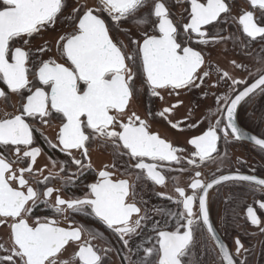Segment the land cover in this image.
Segmentation results:
<instances>
[{
  "label": "snow or ice",
  "instance_id": "6c2138e0",
  "mask_svg": "<svg viewBox=\"0 0 264 264\" xmlns=\"http://www.w3.org/2000/svg\"><path fill=\"white\" fill-rule=\"evenodd\" d=\"M245 2L249 10L241 9L238 20L234 17L233 20L244 36L264 45V0ZM177 3L189 6L184 9L188 22L182 25L174 23L164 0H96L92 7L76 0L70 12L68 0H0V82L6 85V90L0 89V100L10 103V94L19 97L17 114L5 113V118L0 119V148H7L16 157L10 160L0 153V225L10 228L12 243L10 249L0 245V251L9 253L0 256V264H105L111 247L98 249L92 243L102 238L101 233L82 225L61 227L56 218L33 217L40 204L50 208L55 217L67 219L66 213L94 216L127 249L124 264H199L193 249L195 233L201 226L219 250L221 264H245L236 261L220 241L210 220L208 195L209 190L228 182L245 183L255 191H264V179L254 175L221 174L202 181L199 179L202 173L196 171V178L189 185L191 195H186L185 189L179 186L175 187L176 199L161 193L164 198L182 205L183 211L168 213L177 221L174 231L160 229L158 221L153 225L156 243L143 247L142 254L139 245L133 251L131 241L140 235L144 222L149 219L147 210L141 215V208L135 202H128L129 196L134 200L137 195L135 185L127 179L113 180V173L107 170L109 165L99 171L95 183L87 185L88 192L83 197L64 199L59 189L48 186L52 179L59 178V173L66 172L64 165L60 166L59 173L36 180V187L25 178V173L34 177L44 171L34 169L41 149L33 146L32 124L39 121L47 125L57 119L61 124L57 143H50V147H59L71 157V164L80 175L85 168L92 167L89 148L99 140L104 147H111L115 161L128 157L130 166L139 170L137 182L146 179L154 185H165V176L159 169L182 164L183 157L178 153L186 150L151 132L145 119L135 112L128 113L127 109L143 86L151 96L161 100L159 90L179 96L182 90L203 86L211 72L210 69L201 71L205 57L190 45L208 46L234 39L219 32L210 35L211 30H206V26L215 27L231 15L232 4L228 0H177ZM62 21L71 31L59 35L54 45L45 41L39 48H32L35 38L54 31ZM144 25H151L152 32L142 30ZM133 28L140 32L139 38H132ZM113 32H123L134 48L129 50L120 40L114 42ZM53 48L58 59L51 56L43 59ZM258 62H264V56ZM232 64L254 75L244 65L235 61ZM220 78L225 83L231 80L233 95L217 97V105H224L218 107L222 119H217L202 135L188 140L192 151L187 165L195 168L216 160L213 154H218L221 131L225 142L229 136L237 141L247 139L264 151V139L246 135L236 123L241 102L253 94H264V68L257 70L251 83L235 79L226 71L221 72ZM136 80L141 81L142 87H137ZM237 85H243V89L237 91ZM181 103L164 108L157 115L165 117ZM171 127L182 131L179 123H171ZM73 150L83 159L73 155ZM14 164L25 166L14 169ZM52 166H56L55 161ZM111 167L115 168L116 163ZM197 201L198 207L194 210ZM257 204L259 210H264V199ZM133 215L137 219L133 220ZM246 220L264 233V222L253 206H247ZM85 233L89 239H84ZM70 244L76 246V251L70 260H61L59 257ZM235 246L238 256L244 249L239 238Z\"/></svg>",
  "mask_w": 264,
  "mask_h": 264
},
{
  "label": "flooded vegetation",
  "instance_id": "af4514ba",
  "mask_svg": "<svg viewBox=\"0 0 264 264\" xmlns=\"http://www.w3.org/2000/svg\"><path fill=\"white\" fill-rule=\"evenodd\" d=\"M95 2L96 0H80V3H86L89 7L94 6ZM164 2L169 7L174 23L182 25L188 22L187 13L184 11L186 7H189L187 4L177 3V0H164ZM228 2L232 4L231 15L225 16L215 27L206 26V30H211L210 35L219 32L223 36H233L234 39L219 44H209L208 46L196 43L190 45L195 50L201 51L205 57V64L201 71L210 69L211 72L210 76L204 80L203 86L191 90H182L179 96L174 93L170 95L168 91L159 90L163 96L162 100L159 97L151 96L146 86H143L142 91L134 97L127 109L128 113L135 112L142 119H145L150 124L151 132L159 134L161 138L172 143L173 146L186 150L178 153L183 157L182 164L159 169L161 174L165 176L164 186L154 185L146 179L137 182L136 173L139 170L130 166L128 157L123 156L115 161L111 147H104L99 140L92 143L89 148L92 167L90 169L85 168L83 174L80 175L76 166L71 164V157L61 152L59 147L55 149L50 147V143H57L56 137L61 126L60 121L57 119H52L47 125H41L39 121L32 124L35 129L33 146L41 149L34 169H44L42 174L34 177L25 173V178L30 180L32 186L36 187L35 181L43 180L44 176H48L50 173H59L60 166L64 165L66 172L59 173V178L52 179L48 186L59 189V194L64 199L83 197L88 192L87 185L95 183L99 179V171L105 170L104 166L109 165L107 170L113 173V180L127 179L130 184L136 187L137 195L135 199L133 200V197L129 196L128 202H135L137 207L141 208V215L147 210L149 219L144 222L140 235L134 237L131 243L133 246L149 247L156 243V233L152 231L153 225L158 221L160 229L174 231L177 221L168 213L183 211L182 205L178 206L173 200L166 199L160 194L163 193L165 196L176 199L178 194L175 192V187L179 186L185 189L186 195H191L192 189L189 185L196 178V171L202 173L199 177L202 181H210L214 176L221 174L237 173L254 175L264 179V151L247 139L237 141L229 136L228 141L225 142L222 131L218 133L221 139L217 143L218 154H213L216 157L214 162H205L199 168L187 165V159L190 158L192 151L191 146L187 143L188 140L202 135L209 127L215 125L217 119H222L218 107L224 105L223 103L217 105V97L233 95L230 87L231 80L225 83L220 78L221 72L226 71L235 79L247 80L251 83L255 79V69L257 67L259 69L264 68V62H258L259 58L264 56V51H262L264 45L259 41H251L250 38L244 36L238 23L233 20V17L238 20L241 9L249 10V6L245 0H228ZM75 4L76 0H68V12ZM142 30L152 32V26L144 25ZM67 31H71V29L67 27L66 22L62 21L56 25L54 31L45 32L42 36L35 38L31 46L33 49L39 48L45 41L54 45L58 36ZM111 35L114 42L120 40L128 45L129 50L134 48V45L130 44L129 38L123 32H113ZM131 35L132 38H139L140 32L133 28ZM50 56L58 59L55 48L52 52L45 54L43 59L47 60ZM233 61L244 65L254 75L250 76L248 72L235 68L232 64ZM58 62L63 63V60H58ZM218 82V86H212L217 85ZM136 84L138 88L142 87L140 80H136ZM235 88L237 91L242 90L243 85H237ZM0 89L6 90V85L2 82H0ZM178 102H182L180 106L172 109L171 113L165 114V117L157 115L164 108H171L172 105ZM18 107L19 97L15 94H10V103L0 100V119L5 118V113L17 114L16 109ZM171 123H179L182 131L172 128ZM236 123L246 135L264 139V94H253L246 98L245 102H241L236 112ZM223 126L222 124L221 128ZM0 153L10 160L16 159L14 153L9 152L7 148H0ZM73 155L78 159H83L80 153L75 150H73ZM53 161L56 162L55 167L52 166ZM84 163L87 164L88 161L85 160ZM113 163H116L115 168L111 167ZM23 166L25 165L14 164L13 168L18 169ZM179 168H186L187 170L181 172L177 170ZM72 173H77V175L72 176ZM69 177H71V182H68ZM13 186L15 187L16 184L14 183ZM54 199L55 193L52 200L54 201ZM261 199H264V191H255L253 187L245 183L228 182L209 190L208 209L210 220L220 241L228 247L230 253L238 262L264 264V233L246 220V208L247 206H253L257 210L258 217L264 222V210H259L257 204V201ZM196 207H198V201L194 210H196ZM157 210L161 211L158 212ZM65 215L68 217L67 219H65V216L55 217L51 209L44 204H40L33 212V217L43 218L47 216L58 219L61 227L67 228L69 224H72L73 227L82 225L85 228L99 231L102 234V238H98L101 243L103 242L115 251V256L119 261L115 263L124 264L125 249L115 233L107 229L94 216L72 213H66ZM132 219L135 220L137 217L133 215ZM29 223H32L31 219ZM0 230L5 231L4 237L0 231V245L6 248L4 239L7 238L12 246L10 228L6 225H0ZM237 238L244 246L238 256L235 253V240ZM84 239H89L87 233L84 234ZM98 239L92 241L97 248L96 242ZM149 241L151 243H148ZM195 241L193 254L199 260V264H221L219 250L202 226L195 233ZM75 251L76 246L70 244L59 258L70 260ZM8 254V252L0 251V256ZM107 257L108 255L105 258V264H113L112 260L110 261ZM133 259H137V257L133 255Z\"/></svg>",
  "mask_w": 264,
  "mask_h": 264
},
{
  "label": "rangeland",
  "instance_id": "374dc122",
  "mask_svg": "<svg viewBox=\"0 0 264 264\" xmlns=\"http://www.w3.org/2000/svg\"><path fill=\"white\" fill-rule=\"evenodd\" d=\"M259 69V67H257L255 70H256V72H257V70ZM1 231V233H3V237L5 236V231L4 230H0ZM7 231V230H6ZM99 232V231H98ZM100 233V232H99ZM2 237V236H1ZM8 237V236H7ZM5 241H4V243H5V247L7 248V249H10L12 246L9 244V242H8V239L7 238H5L4 239ZM96 244H97V246H98V248H100V249H102V248H108V246L106 245V244H104L103 242L101 243V241L98 239V241L96 242ZM135 247L136 246H133V251L135 252ZM144 247H146V246H144ZM150 247V246H149ZM112 249V248H111ZM141 249H143V247H141ZM124 252L125 253H127V249H125L124 250ZM115 251L112 249V251L111 252H109L107 255H108V257H107V259H109L110 261L112 260V262H113V264H116L115 262H117L118 261V259L116 258L117 256H115ZM119 262V261H118Z\"/></svg>",
  "mask_w": 264,
  "mask_h": 264
}]
</instances>
